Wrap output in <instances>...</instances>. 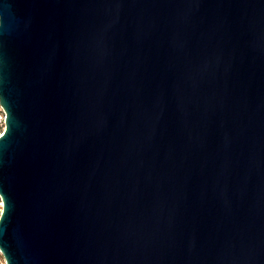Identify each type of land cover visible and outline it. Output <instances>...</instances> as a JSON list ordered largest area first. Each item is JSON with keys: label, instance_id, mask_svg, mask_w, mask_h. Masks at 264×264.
Returning a JSON list of instances; mask_svg holds the SVG:
<instances>
[{"label": "water", "instance_id": "1", "mask_svg": "<svg viewBox=\"0 0 264 264\" xmlns=\"http://www.w3.org/2000/svg\"><path fill=\"white\" fill-rule=\"evenodd\" d=\"M5 264H264V0H0Z\"/></svg>", "mask_w": 264, "mask_h": 264}, {"label": "built area", "instance_id": "2", "mask_svg": "<svg viewBox=\"0 0 264 264\" xmlns=\"http://www.w3.org/2000/svg\"><path fill=\"white\" fill-rule=\"evenodd\" d=\"M4 121H5V111L0 104V133L2 132L1 130H3V128H4ZM0 202H2L1 198H0ZM0 254H1V252H0Z\"/></svg>", "mask_w": 264, "mask_h": 264}, {"label": "rangeland", "instance_id": "3", "mask_svg": "<svg viewBox=\"0 0 264 264\" xmlns=\"http://www.w3.org/2000/svg\"><path fill=\"white\" fill-rule=\"evenodd\" d=\"M0 264H5V260H4V258H3V256L1 254H0Z\"/></svg>", "mask_w": 264, "mask_h": 264}, {"label": "snow or ice", "instance_id": "4", "mask_svg": "<svg viewBox=\"0 0 264 264\" xmlns=\"http://www.w3.org/2000/svg\"><path fill=\"white\" fill-rule=\"evenodd\" d=\"M3 214V205H2V202H0V215Z\"/></svg>", "mask_w": 264, "mask_h": 264}]
</instances>
